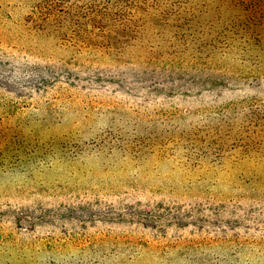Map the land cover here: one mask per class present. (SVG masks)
Segmentation results:
<instances>
[{"label":"rangeland","instance_id":"rangeland-1","mask_svg":"<svg viewBox=\"0 0 264 264\" xmlns=\"http://www.w3.org/2000/svg\"><path fill=\"white\" fill-rule=\"evenodd\" d=\"M27 3L0 0V13L11 16L6 25L0 20V116L8 110L12 125L39 118L49 123L51 140H88L108 127L113 135L123 129L133 134L140 122L148 134L162 121L180 124L184 112L192 121L202 120L229 115L224 108L232 104L234 110L244 98L264 100V84L242 79L264 75V69L238 63L210 69L209 76L224 81L223 89L184 94L169 92L170 78L160 75L155 83L116 57L80 54L58 39L19 45L8 28L23 31ZM52 65L60 69L50 80ZM210 105L223 106L211 110ZM113 159L101 154L66 162L61 154L49 155L43 172L0 173V238L31 249V234L18 235L14 218L28 213L22 228L35 223L33 233L54 257L59 251L98 256L114 250L116 239L128 238L120 244L124 253L106 258L107 264H206L213 253L231 251L250 264H264V159L233 157L218 182L189 187L174 163L158 159L138 168L130 159L117 164ZM64 233L61 245L56 240ZM186 245H196L191 261L180 256ZM47 255L27 254L21 262L49 261Z\"/></svg>","mask_w":264,"mask_h":264},{"label":"trees","instance_id":"trees-1","mask_svg":"<svg viewBox=\"0 0 264 264\" xmlns=\"http://www.w3.org/2000/svg\"><path fill=\"white\" fill-rule=\"evenodd\" d=\"M27 5L23 31L17 25L13 26L15 32L8 28L19 45L26 39L41 43L52 38L80 54L116 57L133 72L152 76L155 83L161 77L170 78L173 85L164 88L169 92L174 91L172 88L184 94H202L219 86L223 89L224 81L209 76V71L231 62L241 68L264 69V0H29ZM10 19L9 12L0 13L3 24L10 23ZM45 68L49 70V66ZM58 69L52 65L53 74L47 75L50 80L57 76ZM242 79L264 84V75ZM259 99H241L236 109L232 104L224 108L229 115L208 114L202 120L192 121L184 112L180 124L162 121L148 134V127L137 122L133 134L123 129V133L113 135L114 129L108 127L88 140L73 137L66 141L49 139V123L43 124L39 118L10 124L7 110L0 116V173L31 176L35 171L43 172L49 167V155L53 159L61 154L64 161L70 162L107 154L114 156L116 164L119 159L120 163L130 159L138 168L158 159L171 162L180 168L186 186L210 185L219 181L228 159H264V100ZM222 106L210 105V109ZM29 215L15 214L14 218L18 235L31 234L27 237L32 240L31 249L15 241L7 245L8 240L0 238L5 242L0 246V264H23L21 260L27 254L31 258L49 254V261L35 259L33 264H107L106 258L124 253L120 244L128 238L116 239L114 250L98 256L68 257V253L59 251L54 257L33 233L35 223L26 230L22 228ZM58 238L61 244L66 234ZM194 247L186 245L180 256L191 261L195 258ZM239 262L250 264L231 251L213 253L206 264Z\"/></svg>","mask_w":264,"mask_h":264}]
</instances>
